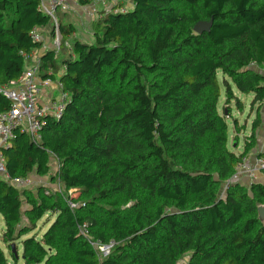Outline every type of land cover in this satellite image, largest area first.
Here are the masks:
<instances>
[{"label":"trees","instance_id":"1","mask_svg":"<svg viewBox=\"0 0 264 264\" xmlns=\"http://www.w3.org/2000/svg\"><path fill=\"white\" fill-rule=\"evenodd\" d=\"M40 1L0 0V86L38 52L40 78L69 99L40 140L16 130L1 154L12 179L45 177L55 161L64 191L22 192L0 175V264H17L20 248L24 264H264V181H232L263 127L264 0H131L93 22V43L70 48L75 29L60 15L57 57L31 38L54 36ZM200 22L212 25L199 34ZM219 75L226 106L243 109L237 91L257 107L241 154L228 147ZM9 108L0 94V115ZM111 242L106 257L94 246Z\"/></svg>","mask_w":264,"mask_h":264},{"label":"built area","instance_id":"2","mask_svg":"<svg viewBox=\"0 0 264 264\" xmlns=\"http://www.w3.org/2000/svg\"><path fill=\"white\" fill-rule=\"evenodd\" d=\"M76 0H41L39 5V11L50 18L54 25V36L52 40L44 36V32L38 28H34L31 33V38L36 43L43 45L42 50L50 49L55 56H59L62 51V37L59 29V15L70 13L72 5H75ZM126 9H122L124 12ZM96 14V10L93 9L91 16ZM65 47L70 48V42L65 41ZM26 62L31 63L26 67L21 78L16 82H11L7 86H0V94H2L9 102V111L0 115V175L3 179L13 184L18 188H24L29 183V180L12 179L4 168L3 157L1 149L6 147L10 141L14 139V132L21 130L28 133L32 139L40 140V131L45 126V120L47 117H54L56 119L61 118L66 108L68 101V95L62 92V85L60 87V94L57 98L49 103H43L40 100L41 87L51 83L50 81H43L40 78V57L38 52H32L30 54H23ZM264 127V120H263ZM264 130V128H263ZM244 169L248 177L255 180L256 173L264 170V160L256 159L253 169L245 168L244 163L238 167V171ZM239 176H235L232 181H238ZM252 182V181H251ZM72 208H75L71 205ZM86 232V231H85ZM96 249L104 255L108 256L111 249L114 247V243L109 245H94Z\"/></svg>","mask_w":264,"mask_h":264},{"label":"crops","instance_id":"3","mask_svg":"<svg viewBox=\"0 0 264 264\" xmlns=\"http://www.w3.org/2000/svg\"><path fill=\"white\" fill-rule=\"evenodd\" d=\"M131 0H76L75 5H72V10L70 13L67 14H60V15H64L65 17V22H69L72 23L73 27H74V33L68 37V41L72 40V39H78L81 40L82 42L91 44L93 43V33H92V24L94 21H96L97 19H99L103 13H106L108 11H112L116 6H122L123 9H129L131 7ZM93 9L96 10V14L94 16H91L90 13H92ZM60 18V17H59ZM61 20V19H60ZM78 20V24H75V21ZM49 39V37H47ZM50 84H54L53 82H51ZM46 89V87H44ZM43 89V91L45 90ZM48 89V94H44V96L42 95V97L40 96V100L45 103L47 101H49L51 98L50 97L52 95V91H53V85L52 87H47ZM43 93V92H42ZM55 93V91H54ZM58 93V90L56 89V95ZM54 96V95H53ZM235 96H237V98L243 103L245 98H250V112H249V117L247 118L248 120L245 121V123L243 125H241L239 123V121L237 120V127L235 126V132H233V134L231 135V138L233 136L239 137V141L241 142V140H243V144L245 145V141L247 138H249L253 132V123L256 120V108H252L251 103L253 100V95H241V93H238L237 91H235ZM224 100V99H223ZM233 106L236 105L235 102L232 103ZM245 111L244 109L241 110V112ZM236 120V119H235ZM264 120V117H262V121ZM263 124V123H262ZM264 127H260L256 130V135H257V149L255 148L253 150V153L251 154V152L248 154L247 158H246V162H244V167L245 168H250L253 169V167L255 166V162L256 159L258 158L257 154L255 155L254 152L258 149H260V147H264ZM239 130V132H237V130ZM239 142V143H240ZM235 144L234 147H236ZM241 145V144H240ZM239 145L238 148V154L243 153L244 150V145ZM252 155V156H251ZM260 176H261V182L264 181V178L262 177L261 172H259ZM238 176H239V180H241V183L245 185V181L248 179V175L245 172L244 169L238 171Z\"/></svg>","mask_w":264,"mask_h":264},{"label":"rangeland","instance_id":"4","mask_svg":"<svg viewBox=\"0 0 264 264\" xmlns=\"http://www.w3.org/2000/svg\"><path fill=\"white\" fill-rule=\"evenodd\" d=\"M60 16V15H59ZM60 19V18H59ZM75 24L79 25L78 24V20L75 21ZM44 36L45 37H48V33L47 32H44ZM62 53L65 54L67 53V50L64 51L62 50ZM257 70V68H255ZM260 71V70H258ZM262 73H264V70H261ZM218 79H219V83H220V86H221V94H222V98L220 99V102H219V106H218V109H219V113L220 114H223V112H225L226 114H229V119H228V126H229V136H230V139H229V143L228 144V147L230 150H233L235 153L238 154V148H239V145H244L243 143V140H241V142L239 141V137H236V136H233L231 138V135L233 134V132H235V126H234V120H238L239 123L241 125H243L245 123L246 120H248L247 118L249 117V112H250V98H245L244 99V102L242 103L243 105V109L245 111L241 112V110H239L236 105L233 106V104L231 103L230 105H225V88L223 86V79H222V75H219L218 76ZM53 85V91H52V95L50 97H53L51 98L49 101L45 102V103H49L51 101H53L55 98L58 97L59 95V90H58V87L56 86V84H50L48 83L47 85H43L41 87V93H40V96L42 97V95L44 96V94H48V89L47 87H52ZM46 87V89L44 88ZM43 89H45L43 91ZM56 89L58 90V93L56 95ZM55 91V93H54ZM43 92V93H42ZM54 95V96H53ZM224 99V100H223ZM258 114L261 116V117H264V107L262 109H259V112ZM256 116H257V112H256ZM238 132V131H237ZM236 142V144H239L237 145L238 147H234V143ZM240 142V143H239ZM240 145V146H241ZM257 149V147H256ZM264 152V147H260V149L256 150L254 152V154L257 156L259 155V153H262ZM253 153V151L251 152V154ZM252 156V155H251ZM58 171V164L55 162V161H51V170H50V174L47 175V176H43V177H38L36 175H31L28 180H29V183L27 184L26 187H24L23 189H20L22 192L23 191H32L34 193H37L38 189L40 188H43V190L45 189L46 192H56V191H62L63 188L62 186H60V184L58 182H53L52 180V177L56 175V173ZM248 179L244 182L247 186H249L248 184L251 183V181H260L262 178L259 174V172L256 173V178L255 180H252L253 178H250V177H247ZM64 191V190H63ZM73 192L72 191H68V195H72ZM24 208L27 207V204L24 202ZM52 220H54L53 217H51ZM47 218H44L42 221L39 222V224H37V228L36 230L30 234L31 235H42L49 227V224H47ZM5 230V226H4V223H3V220H2V217L0 216V235L3 234ZM0 247L5 251L6 255L9 257V253L8 251L6 250V247L5 245L2 243L1 241V238H0ZM21 251L22 249L20 248L19 249V260L17 262V264H24L23 260H22V256H21ZM103 255V254H102ZM104 256V255H103ZM186 260H183L181 262H185Z\"/></svg>","mask_w":264,"mask_h":264},{"label":"water","instance_id":"5","mask_svg":"<svg viewBox=\"0 0 264 264\" xmlns=\"http://www.w3.org/2000/svg\"><path fill=\"white\" fill-rule=\"evenodd\" d=\"M211 25L212 23L200 22L195 26V32L202 34L204 31H208ZM259 216L261 220H264V207L259 208ZM179 264H184V262H180Z\"/></svg>","mask_w":264,"mask_h":264}]
</instances>
